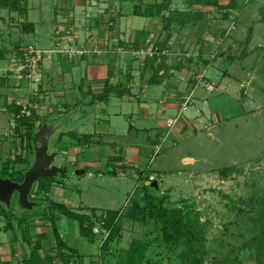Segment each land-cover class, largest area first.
<instances>
[{
  "label": "rangeland",
  "instance_id": "obj_1",
  "mask_svg": "<svg viewBox=\"0 0 264 264\" xmlns=\"http://www.w3.org/2000/svg\"><path fill=\"white\" fill-rule=\"evenodd\" d=\"M155 1L162 3L164 0ZM145 2L152 3L154 0H144L143 3ZM220 3L224 6L219 11L214 8H202L208 12L207 23L184 29L175 25L172 38H225L226 46L218 50L210 69H205H209L208 77L213 80L215 87L218 82L224 80L223 74L228 70L230 78L227 77L223 83L227 90L222 93H209L202 86L200 92L204 96L207 95L211 111L220 110L228 118V122L220 129L212 130V134L216 131L219 139L208 136L209 132L204 130L197 137L183 142L175 143L172 139H167L165 143L164 140L159 143V148H152V151L148 147L149 158L142 169L156 176L152 182H156L155 188L159 189L152 187L150 181L148 183L154 189L147 191V194L165 197L167 208H182L185 213L198 214L205 237L202 253L206 264H236L234 262L238 259L244 264H256L254 256L247 252L240 253V250L244 242L252 236L250 230L255 228L252 222L259 218L262 210L259 200L263 199L264 193V19L261 20L259 10L264 7V0H250L247 5L245 0H222ZM235 3L236 7L229 10L228 5ZM132 4L133 2L127 0H28L27 16L0 7V174L5 169L9 170V174L15 172L14 164L17 158H24L27 154L21 136L26 134V129L17 132L19 120L16 108L33 103L38 106L39 114L33 109L32 116L35 112L39 118H30L37 128L42 125L44 119H48L54 129L61 127L63 133L56 132L50 143V151L58 153L57 165L68 164L70 170L68 175L44 178L36 183L30 200L35 202L38 198L44 202L41 208L25 211L16 203L11 209L1 207L2 211L6 210L7 217L2 218L0 222V264H24L36 243L43 247L40 253L42 257L52 252L55 254L56 242L49 222L53 219L61 238L80 255L81 263L118 264V254L129 249L133 240L151 239L149 264H187L182 250L172 251L154 240L153 225L140 226L127 220L123 221L121 241L116 238L105 253L101 248L105 240L102 237L105 236L104 231L98 233L95 243H90L88 239L81 237L78 222L51 208L53 203L60 204L72 212L84 215H91V211L96 209L100 216L106 211H122V214H125L135 200L145 204L142 191L144 181H140L138 175L104 174L109 168L96 166L97 161H107L108 156L91 152L87 146L91 147V144H97L100 140L87 137V132L83 133L84 135L73 133L74 138L67 134L69 127L82 130L90 126L85 123L88 115L84 114L89 107L81 98L77 105L70 106V110H64L62 103L66 99L58 101L55 96L60 89L56 69L51 68V63H46L51 59L49 54L41 53L40 56L29 59L24 55L27 50L33 48L51 51L54 46L53 37L93 38L98 30L105 38H121L120 35L127 31L123 37L135 38L132 37L133 28H130L129 21L144 24L146 19L134 17L131 20H121L123 24H120L119 28L117 20L118 5L123 6V10H130L133 8ZM135 4L137 3L134 2L133 5ZM194 9L200 10L201 7L196 6ZM175 10H188L184 0H173L170 11L164 12V16L168 17ZM227 13L230 18L224 19ZM55 14L57 19L54 20ZM232 17L236 31L228 37L227 22L231 21ZM25 22L34 23L36 32L24 29ZM57 22H61V26L53 32ZM63 22L64 26L69 24V27H63ZM121 29H125L124 34ZM167 34L166 32L165 36ZM209 42L215 43L213 40ZM232 44L238 45L235 55L238 54L239 58L228 60L232 55L228 47ZM30 46L33 48L21 49ZM84 52L85 50H82L77 53L82 55ZM245 54L247 56L242 57ZM47 69L50 71L45 72ZM249 82L248 99L245 102L243 94L246 88L242 89L241 83L247 85ZM40 92L45 95L41 97ZM67 93L69 103L75 91ZM76 93L79 94V91ZM194 113L195 107L190 108L188 114ZM134 140V135L114 139L119 143ZM77 146L82 150L78 160L71 154L72 147ZM112 147L109 149L111 156L115 148ZM187 155L196 158L197 163L186 166L183 158ZM73 157L76 158L75 161H72ZM33 158L34 156L30 157L28 165L31 166ZM85 162L92 163V166H85ZM234 166L242 168L240 175L226 181L219 176L220 170ZM80 167L86 170L84 176L75 175ZM142 173L144 176L145 171ZM42 180L46 184L53 180H56V183L48 185L40 194L38 187ZM239 210L246 214L242 215ZM22 219H30L25 232L32 238L31 246L24 243L23 236L27 232H23ZM12 224L13 229L4 230L6 225L11 228Z\"/></svg>",
  "mask_w": 264,
  "mask_h": 264
},
{
  "label": "crops",
  "instance_id": "obj_2",
  "mask_svg": "<svg viewBox=\"0 0 264 264\" xmlns=\"http://www.w3.org/2000/svg\"><path fill=\"white\" fill-rule=\"evenodd\" d=\"M155 2L154 0L152 3ZM249 2L250 0H245V5ZM134 6L132 4L133 8L123 10V6L118 5L117 20L119 28L120 24H123L120 22L121 20H131L134 17L146 19L144 24L129 21L130 28H133L132 37L135 38L123 37L128 32L125 33V29H121L122 34L125 33L120 35L121 38L117 36L105 38L98 30L95 32L98 35L96 34L93 38L53 37L54 46L51 51H47V49L39 51L32 46L21 47V49L33 48L39 54H49V59H51L46 63H51V68L56 69L58 87L60 88L55 96L58 101L66 99L62 103L65 111L70 110V106L77 105L82 100L81 98H83L84 104L89 107L84 114L88 115L85 123L90 124V126L83 128V131L76 129V127H69L67 134L74 138L72 137L73 133L83 134L87 132V137H95L96 140H100L97 141V144H91V147L87 146L89 150H92L91 152L104 153L108 156L107 161H97L96 166L98 168L107 166L109 171L104 174L116 171L119 176L138 175L139 180L144 181V186L151 188L152 185L155 188L156 182L152 181H155L153 178L156 176L143 170L146 166L145 162L149 158L148 147L152 151V148L156 146L159 148V143L163 140L165 143L167 139H172L175 143L177 141L183 142L186 139H191V137H197L204 130L209 132L208 136L219 139L216 131L215 134H212V130L225 126L228 118L220 110L211 111L210 101L207 99V95L204 96L200 92V88L203 86L209 93H222L227 90L223 86L224 80L227 77L230 78L231 74L226 70V73L223 74L224 80L218 82L217 87L214 86L213 80L208 77L212 60H216L218 50L226 46L225 38H221V40H217L218 38H205V40L204 38H170L169 40L164 38L166 36L162 28L163 20L161 18L135 16L133 14ZM229 10H232V7ZM143 11L149 12L146 6ZM233 18L227 22V26H231L226 31L228 37L233 31H236ZM55 19H57V15ZM28 24L34 25V31H31L35 33L36 25L34 23ZM60 24L61 22L55 24L56 28L53 32L60 28ZM63 27L67 28L69 24L64 26L63 22ZM232 27H234L233 30H231ZM210 40L216 44L210 43ZM161 42L167 44L165 48L160 47ZM156 49L168 52L167 56L162 57L167 69L163 68L159 72L157 70L163 65V62L159 65L157 64V57L152 58L149 55L151 51ZM82 50H85V53L79 55L77 52ZM228 50L232 54L230 60L239 58L238 54L235 55V52L238 51L237 44L229 45ZM205 68L209 69L206 70ZM48 71L50 70L47 69L45 72ZM28 73L30 72L28 71ZM108 83L113 91L107 99L99 100L100 96L105 93ZM207 85H212L214 90L209 91ZM249 86L250 82L247 85L241 83V88H246L243 94L245 102L248 99L247 90ZM69 91H75V93L79 91V94L74 93L69 100L70 102L67 103V92ZM40 93L41 97L45 95L43 92ZM187 97H191V103L188 109L182 112V105ZM43 102L44 100L41 103ZM31 106L39 114L38 106H34V103ZM193 107H195L196 113L188 114L189 109ZM169 120H177L174 127H168ZM57 132L63 133L61 127H58ZM131 135L135 136V140L132 142L122 141L119 143L114 141L117 137L129 138ZM112 146L115 148L111 156L109 149L111 150ZM81 153L82 150L79 146L72 147L71 154L77 157V159L73 157L72 161L78 160V155ZM183 161L186 166L197 163V159L190 155L184 157ZM85 164V166H92V163L85 162ZM82 169L80 167L79 171L86 172L85 169ZM142 171H145L146 175L143 176ZM148 177L149 180L147 181ZM150 181L152 182L151 185L148 183ZM159 185L161 187V183ZM142 191L143 197H145L146 192L143 189Z\"/></svg>",
  "mask_w": 264,
  "mask_h": 264
},
{
  "label": "trees",
  "instance_id": "obj_3",
  "mask_svg": "<svg viewBox=\"0 0 264 264\" xmlns=\"http://www.w3.org/2000/svg\"><path fill=\"white\" fill-rule=\"evenodd\" d=\"M28 0H0V7L3 9L13 10L18 12L20 15L27 16L28 14ZM130 2L137 3L134 6L133 14L135 16L142 17H154L161 18L163 20L162 28L164 33H168L166 38L170 40L172 38V29L175 25L179 26L180 29L186 27H196L199 23H207L208 12L202 10V8H214L216 11L223 9V4L220 3L222 0H184V4L187 6V11L175 10L168 17L164 16V12H168L171 9L173 0H164L162 3H143L144 0H127ZM143 3V4H142ZM236 3L229 6L236 7ZM146 6V9L149 10L143 11V8ZM196 6H200L201 9H194ZM227 7V6H225ZM261 20L264 19V7L260 8ZM230 18L229 13L224 15V19ZM24 29L34 31V25L24 23ZM165 42L160 43L161 48L166 47ZM162 51V50H161ZM245 54L242 57H245ZM163 62V59H162ZM166 68V64L163 62L159 70ZM167 69V68H166ZM113 91V88L108 83L105 93L100 96L99 100H105ZM33 110V109H32ZM21 109L16 108V113L19 115ZM33 116L39 118V116L34 112ZM32 116V117H33ZM31 117V118H32ZM31 118H18V127L17 132L26 129V134L21 135L23 138V144H25V149H27V154L23 158L18 157L15 166V172L8 173V169L2 171L0 174L3 178H8L14 182L22 183L24 181V174L30 167L28 165L29 159L31 156H34L33 148V136L39 128L36 127V123L32 121ZM26 142V143H25ZM28 165L25 168H21L23 165ZM19 170H18V169ZM242 173V168L238 166L228 167L219 171V176L223 180H230L233 176H238ZM108 174L115 175L116 171L108 172ZM149 177L147 178V181ZM56 180L46 184L43 180L40 182L38 187V193L42 194L44 189L48 185L55 184ZM60 184V182H59ZM49 186V187H50ZM151 188L150 186H144L143 190L146 192L144 200L145 204L142 205L141 201L135 200L133 205L127 210L125 214H122V211H106L99 216L98 210L93 209L91 215H84L80 213H75L68 210L64 205L60 204H51V208L58 210L65 217L70 220L79 223L80 235L84 239H88L90 243H95L98 236L94 233V227L96 223L93 221V217L99 219L100 222H104V229L108 231L107 238L102 244V250L106 253L109 251L110 244L116 239L121 241V224L123 221L127 220L133 224L140 226H154V240L161 242L167 248L172 251L182 250L183 258H185L187 264H206V260L203 256V244L205 242V237L201 229L200 217L198 214L193 212L185 213L182 208H167L165 207V197H160V195L147 194ZM263 199L259 200L261 206V212L259 213V218H257L252 223L255 225V228L250 230L252 236L244 242L242 250L240 253L247 252L250 255L255 257L256 264H264V193L262 195ZM260 198V197H259ZM36 202H42L37 198ZM247 204V203H246ZM3 205L0 204V222L1 219L7 217L6 210H1ZM4 207V206H3ZM240 211V210H239ZM241 212V211H240ZM242 215L246 213L242 210ZM196 219H194V218ZM30 219H22L21 224L24 226L23 232H25L27 225L30 223ZM10 221V219H9ZM49 221V220H48ZM52 225L53 237L56 242V253H50L44 257L40 254L43 250V247L40 243H36L31 250L29 258L24 260V264H84L81 263L79 254L73 250L67 243L61 238L59 230L56 226V221H49ZM28 223V224H27ZM14 225L12 224L11 228L6 225L4 230L13 229ZM152 236V233H151ZM17 237H15V241ZM23 240L25 244L29 246L33 245L32 238L29 237L28 232L24 234ZM119 241V242H120ZM152 245L151 239H135L131 242L129 249L123 250L120 252L118 264H149L148 253ZM15 253V252H14ZM202 253V254H201ZM202 255V256H201ZM82 261H84L82 259ZM230 263V261H229ZM236 264H244L239 259L235 261ZM9 264V263H7Z\"/></svg>",
  "mask_w": 264,
  "mask_h": 264
},
{
  "label": "water",
  "instance_id": "obj_4",
  "mask_svg": "<svg viewBox=\"0 0 264 264\" xmlns=\"http://www.w3.org/2000/svg\"><path fill=\"white\" fill-rule=\"evenodd\" d=\"M230 59L231 57H228V60ZM51 124L48 119H44L42 126L33 136L34 158L24 174V181L14 182L0 175V204L6 208L11 209L13 203L25 211L41 208L43 204L30 200L36 183L44 178H59L69 174V165L65 163L57 165L58 153L50 151L51 140L58 131V128L54 129ZM84 173L76 170L75 175L82 176Z\"/></svg>",
  "mask_w": 264,
  "mask_h": 264
},
{
  "label": "built area",
  "instance_id": "obj_5",
  "mask_svg": "<svg viewBox=\"0 0 264 264\" xmlns=\"http://www.w3.org/2000/svg\"><path fill=\"white\" fill-rule=\"evenodd\" d=\"M233 29H234V27L231 28V30H233ZM152 52H154V53L149 54L150 57H152V58L157 57V64H159V65L162 63V57L168 55V52L165 51V50L161 51L159 49H156V50H154ZM24 55H25V57L27 59L40 56L39 53L36 52L33 49L27 50ZM207 88L209 89V91H213L214 90V87L212 85H207ZM190 103H191V97L185 98V101H184V103L182 105V112H184V111H186L188 109ZM19 107H20L21 111H20V114L18 115V118H24V117L30 118L32 116L31 111H32L33 107L31 105L25 104V105H22V106H19ZM176 122H177V120H169L168 121V127L169 128L174 127ZM93 221L96 223V225L94 227V233L96 232L97 234L96 233L95 234L98 235V233H100L101 230H102V232L104 231V233H105L104 238H107L109 233H108V231H106L104 229L105 223L103 221L100 222L99 219H97L95 217H94Z\"/></svg>",
  "mask_w": 264,
  "mask_h": 264
},
{
  "label": "flooded vegetation",
  "instance_id": "obj_6",
  "mask_svg": "<svg viewBox=\"0 0 264 264\" xmlns=\"http://www.w3.org/2000/svg\"><path fill=\"white\" fill-rule=\"evenodd\" d=\"M33 202H34V201H33ZM35 202H36V200H35ZM38 203H41V204H42V203H44V202H38ZM13 204H14V203H13Z\"/></svg>",
  "mask_w": 264,
  "mask_h": 264
}]
</instances>
